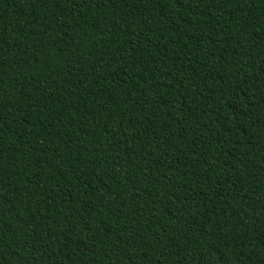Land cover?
Instances as JSON below:
<instances>
[{"label":"trees","instance_id":"16d2710c","mask_svg":"<svg viewBox=\"0 0 264 264\" xmlns=\"http://www.w3.org/2000/svg\"><path fill=\"white\" fill-rule=\"evenodd\" d=\"M0 264H264V0H0Z\"/></svg>","mask_w":264,"mask_h":264}]
</instances>
